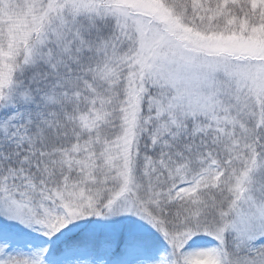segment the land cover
Instances as JSON below:
<instances>
[{"label": "snow or ice", "instance_id": "snow-or-ice-1", "mask_svg": "<svg viewBox=\"0 0 264 264\" xmlns=\"http://www.w3.org/2000/svg\"><path fill=\"white\" fill-rule=\"evenodd\" d=\"M0 264H264V0H0Z\"/></svg>", "mask_w": 264, "mask_h": 264}]
</instances>
